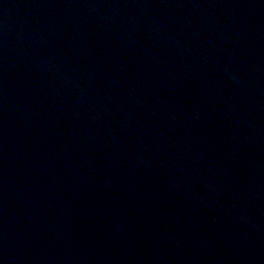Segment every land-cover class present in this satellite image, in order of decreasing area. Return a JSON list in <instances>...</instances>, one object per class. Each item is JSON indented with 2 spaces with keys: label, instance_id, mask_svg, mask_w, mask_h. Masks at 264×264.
Returning <instances> with one entry per match:
<instances>
[{
  "label": "water",
  "instance_id": "water-1",
  "mask_svg": "<svg viewBox=\"0 0 264 264\" xmlns=\"http://www.w3.org/2000/svg\"><path fill=\"white\" fill-rule=\"evenodd\" d=\"M0 264H264V0H0Z\"/></svg>",
  "mask_w": 264,
  "mask_h": 264
}]
</instances>
